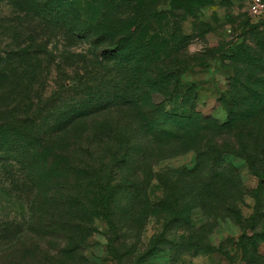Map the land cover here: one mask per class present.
<instances>
[{
  "label": "rangeland",
  "instance_id": "rangeland-1",
  "mask_svg": "<svg viewBox=\"0 0 264 264\" xmlns=\"http://www.w3.org/2000/svg\"><path fill=\"white\" fill-rule=\"evenodd\" d=\"M38 1L39 17L0 0V53L40 61L29 113L73 107L100 50L106 65L132 59L147 79L178 81L165 112L212 126L171 145L144 136L142 107L101 112L49 139L28 176L12 147L0 264H264V19L251 0Z\"/></svg>",
  "mask_w": 264,
  "mask_h": 264
},
{
  "label": "trees",
  "instance_id": "trees-1",
  "mask_svg": "<svg viewBox=\"0 0 264 264\" xmlns=\"http://www.w3.org/2000/svg\"><path fill=\"white\" fill-rule=\"evenodd\" d=\"M7 1L24 15L31 13L39 17L40 12L46 9L38 0ZM80 17L76 15L73 21L81 22ZM117 45L113 44L110 50L117 48ZM35 54V50L28 48L0 53V159L12 147L19 150L26 176L31 174L34 162L41 160L40 152L46 149L49 139L74 122L105 111L114 110L133 117L136 116L133 110L142 107L145 111L137 113V116H141L138 120L145 123L144 136L152 142L158 140L176 145L183 140L186 129L211 131L212 123L200 121V126L198 121H187L180 115L165 112L163 104L176 94L178 81L175 80L172 86L167 80L156 82L147 79L143 71L135 69L132 59L111 61L106 65L103 63L104 51L100 50H90L92 59L88 61L92 67H98L100 71L103 69V73H95L92 81L94 88L85 92L83 98L75 100L73 107L72 100L61 102L59 106L50 102L43 109L40 106L35 108L40 116L35 112L29 113L33 107L32 100H39L33 93L36 69L40 66ZM155 95L163 99L155 101L152 99ZM25 103L26 111L23 108ZM73 108L75 111L72 112ZM187 135L195 137L197 133Z\"/></svg>",
  "mask_w": 264,
  "mask_h": 264
},
{
  "label": "built area",
  "instance_id": "built-area-1",
  "mask_svg": "<svg viewBox=\"0 0 264 264\" xmlns=\"http://www.w3.org/2000/svg\"><path fill=\"white\" fill-rule=\"evenodd\" d=\"M249 13L253 19H264V0H251Z\"/></svg>",
  "mask_w": 264,
  "mask_h": 264
}]
</instances>
